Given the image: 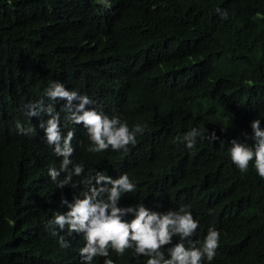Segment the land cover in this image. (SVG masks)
I'll use <instances>...</instances> for the list:
<instances>
[{"label":"trees","instance_id":"16d2710c","mask_svg":"<svg viewBox=\"0 0 264 264\" xmlns=\"http://www.w3.org/2000/svg\"><path fill=\"white\" fill-rule=\"evenodd\" d=\"M107 3L0 0V264H83V233L69 236L66 227L53 236L46 226L67 211L61 199L71 202L97 172L127 174L136 185L120 207L185 208L199 222L192 241L218 230L215 258L201 264H264V179L251 162L242 173L229 155L233 139L254 143V120L264 130V0ZM54 82L87 95V109L118 116L130 130L143 126V134L127 151L88 152L86 129L67 119V101L47 95ZM40 103L59 114L63 135L75 133L71 159L84 168L73 176L75 189L57 186L64 173L56 182L48 175L62 157L39 127L48 115H27V105ZM18 122L33 130L19 134ZM193 128L202 135L188 149L182 140ZM212 131L219 139L207 138ZM105 259L146 264L148 257L109 249L93 264Z\"/></svg>","mask_w":264,"mask_h":264},{"label":"clouds","instance_id":"9594fccd","mask_svg":"<svg viewBox=\"0 0 264 264\" xmlns=\"http://www.w3.org/2000/svg\"><path fill=\"white\" fill-rule=\"evenodd\" d=\"M105 7H110L107 0H100ZM48 97L55 101L64 99L67 103L64 110L70 115L67 119L74 124L83 125L86 129L90 146L88 152L101 153L109 148L113 151H127L129 145L137 143L136 135L143 134L144 127L137 124L131 130L126 122L118 116H109L87 109L92 103L87 95H79L76 91H68L64 85L54 82L47 90ZM78 101V103H73ZM29 117H39L43 112L48 115L46 121H41L39 127L44 131V138L54 154L62 157L59 170L51 167L48 175L56 182L61 173L65 174L63 180L58 181V187L71 184L72 188L78 185L72 183L73 176H81L84 172L82 165H73L71 159L74 148L72 141L75 133L68 131L63 135L60 127V117L54 113L53 107H44L40 104L26 106ZM19 134L27 135L33 129L24 128L19 122L16 125ZM253 135L250 137L254 143L251 146L231 141L229 155L231 162L242 172L246 173L250 162L261 179H264V130L260 127V120L251 123ZM202 135L199 129L193 128L183 136L182 142L188 149L195 147L197 137ZM211 141L219 139L215 131L207 135ZM180 138L177 137V140ZM71 165V167H70ZM94 181V182H93ZM87 189L74 195L72 201L62 198L61 204L67 211L56 213L48 221L47 228L53 236L67 227V234L83 233L86 244L79 250L83 264H93L95 257H108L109 249L117 255H123L127 249H133L135 256L148 257L146 264H201L205 258L211 262L219 247L220 232L209 228L203 241H192V237L199 227V222L185 208L179 211L161 213L151 211L143 203L135 206L120 207L121 198L135 192L136 185L130 181L127 174L113 179L109 175L97 172L87 181ZM131 215V220L125 217ZM179 237V242L173 243V237ZM188 241L185 246L184 241ZM59 243L68 247L64 237ZM167 247V257L162 251ZM200 245V246H197ZM104 264H113L111 259H105Z\"/></svg>","mask_w":264,"mask_h":264}]
</instances>
